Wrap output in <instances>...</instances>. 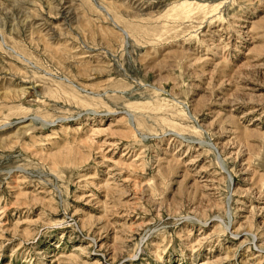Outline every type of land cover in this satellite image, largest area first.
I'll return each mask as SVG.
<instances>
[{
	"label": "rangeland",
	"instance_id": "obj_1",
	"mask_svg": "<svg viewBox=\"0 0 264 264\" xmlns=\"http://www.w3.org/2000/svg\"><path fill=\"white\" fill-rule=\"evenodd\" d=\"M0 70V264H264V0H0Z\"/></svg>",
	"mask_w": 264,
	"mask_h": 264
},
{
	"label": "bare ground",
	"instance_id": "obj_2",
	"mask_svg": "<svg viewBox=\"0 0 264 264\" xmlns=\"http://www.w3.org/2000/svg\"><path fill=\"white\" fill-rule=\"evenodd\" d=\"M35 1V0H34ZM67 1V0H66ZM18 3V2H17ZM61 3V2H60ZM177 5V4H176ZM72 6V5H71ZM191 6V3L190 2H188V1H183L181 4H180V6L178 5L177 6V9H179V8H182L183 10H187V12L188 11H190L191 9H188L189 7ZM66 7V6H65ZM175 8V7H174ZM181 10V9H180ZM57 12V11H56ZM68 12V11H67ZM24 14V13H23ZM43 16V15H42ZM40 17V16H39ZM64 25V24H63ZM116 25H118V24H116ZM41 26V25H40ZM60 26V25H59ZM121 31H123L122 33H123V35H124V38L126 39V37L128 36V34H127V30L125 31L123 28H121L120 29ZM47 31V30H46ZM51 32V31H50ZM49 32V33H50ZM126 32V33H125ZM52 35V34H51ZM219 45V44H218ZM31 63V62H30ZM1 71V70H0ZM14 84V83H13ZM17 85V84H16ZM19 85H21V84H19ZM21 88H23V87H21ZM20 91L21 90H23V89H19ZM92 111V110H91ZM91 111H90V113H91ZM128 111V110H127ZM126 111V114L128 115V116H130V121L132 120V119H134V115H132L131 113H130V111L129 112H127ZM93 112V111H92ZM34 119V118H33ZM7 124H10V123H7ZM7 124H5V125H7ZM133 125V124H132ZM135 125V124H134ZM3 126V125H2ZM175 135H178V136H182V134L180 135L179 133H177V132H175V130H174V132H173ZM142 136V138H144V139H146V135H141ZM184 137V136H183ZM195 139V138H194ZM199 141V143L200 144H205L206 146H208V148L210 149V150H212V151H214V153H216V155H217V158H218V161H219V164H220V166H221V168L225 171H227V167H226V165H225V163H224V159H222V157H221V155H220V150L218 149V147L215 145V143H214V141L212 142V141H207V140H205V139H199L198 140ZM227 176V175H226ZM229 183H231L232 182V177L229 175ZM228 213V212H227ZM199 221H203L202 219H199ZM232 221V220H231ZM203 222H206V220H204ZM227 226V225H226Z\"/></svg>",
	"mask_w": 264,
	"mask_h": 264
}]
</instances>
